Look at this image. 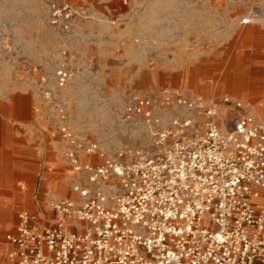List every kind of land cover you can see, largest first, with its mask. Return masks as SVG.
Here are the masks:
<instances>
[{"label":"rangeland","instance_id":"1","mask_svg":"<svg viewBox=\"0 0 264 264\" xmlns=\"http://www.w3.org/2000/svg\"><path fill=\"white\" fill-rule=\"evenodd\" d=\"M53 5L76 14L58 19ZM252 26L264 27V0H0V128L23 106L28 127L36 120L43 134L42 182L20 187L44 214L24 212L45 227L51 200L71 196L83 178L65 159L61 115L109 153L152 149V122L135 117L134 96L231 98L264 122V48ZM64 69L70 78L60 87ZM179 113L158 110L157 128Z\"/></svg>","mask_w":264,"mask_h":264},{"label":"built area","instance_id":"2","mask_svg":"<svg viewBox=\"0 0 264 264\" xmlns=\"http://www.w3.org/2000/svg\"><path fill=\"white\" fill-rule=\"evenodd\" d=\"M52 8L66 22L76 14L69 5ZM69 78L60 70L59 86ZM131 102L135 117L152 122L147 151L109 153L61 115L65 159L83 176L72 186L78 199L52 201L50 226L19 214L7 235L14 264H264V208L254 202L264 190V122L231 98L165 93ZM169 108L180 113L157 128V111Z\"/></svg>","mask_w":264,"mask_h":264},{"label":"crops","instance_id":"3","mask_svg":"<svg viewBox=\"0 0 264 264\" xmlns=\"http://www.w3.org/2000/svg\"><path fill=\"white\" fill-rule=\"evenodd\" d=\"M248 32L257 34L258 38L262 39L264 48V27L252 26ZM23 109V106H18L15 112L13 110L9 113V117L4 119L8 127L0 128V264H14L10 255L16 246L7 240V235L15 234L19 214L27 211L28 208L38 210L39 215L44 214L40 205L35 203L31 205L28 202L25 188L20 187L22 184L33 186L38 180L40 184L44 165L42 131L37 128L36 120L34 128L28 127L26 114L21 112ZM84 161L101 164V160L97 157L89 156ZM53 197L55 194L50 192L46 200H51ZM261 198H263L262 194L260 198L254 199V202L257 200L263 205L264 200ZM59 199H78V196L72 190L71 196ZM258 203L256 205L259 206ZM50 212L52 216L48 218L46 226L55 223V214L51 209Z\"/></svg>","mask_w":264,"mask_h":264},{"label":"bare ground","instance_id":"4","mask_svg":"<svg viewBox=\"0 0 264 264\" xmlns=\"http://www.w3.org/2000/svg\"><path fill=\"white\" fill-rule=\"evenodd\" d=\"M260 206L264 208V204L263 205H260Z\"/></svg>","mask_w":264,"mask_h":264}]
</instances>
